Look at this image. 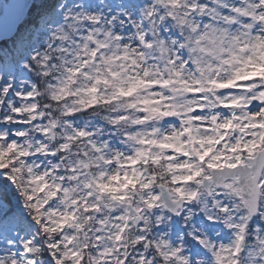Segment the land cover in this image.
<instances>
[{
  "label": "snow or ice",
  "instance_id": "1",
  "mask_svg": "<svg viewBox=\"0 0 264 264\" xmlns=\"http://www.w3.org/2000/svg\"><path fill=\"white\" fill-rule=\"evenodd\" d=\"M0 264H264V0H0Z\"/></svg>",
  "mask_w": 264,
  "mask_h": 264
}]
</instances>
